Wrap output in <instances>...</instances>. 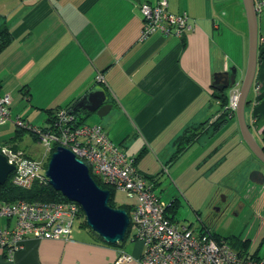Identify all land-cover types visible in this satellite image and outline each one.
Listing matches in <instances>:
<instances>
[{"label":"crops","instance_id":"crops-1","mask_svg":"<svg viewBox=\"0 0 264 264\" xmlns=\"http://www.w3.org/2000/svg\"><path fill=\"white\" fill-rule=\"evenodd\" d=\"M158 1L0 0V25L12 35L0 53V92L11 94L15 119L28 89L31 102L18 115L45 126L46 111L66 108L103 86L112 107L103 116L83 110L85 124L102 125L112 142L137 159L138 172L155 178L161 199L157 191L166 175L196 211L216 205L222 192L235 196L254 222L248 250L264 257V184L249 179L251 171L264 168L242 135L237 111L212 124L221 108L214 74L236 67L239 90L246 74L250 30L244 0H167L169 11L191 17L193 30L183 38L156 33L142 39L139 7ZM258 1V61L244 115L264 149V0ZM171 215L178 222V214ZM15 223L0 217V227ZM97 235L83 220L69 240L30 234L12 255L0 248V264H112L120 250L136 258L143 253V243L130 237L113 245Z\"/></svg>","mask_w":264,"mask_h":264},{"label":"built area","instance_id":"built-area-1","mask_svg":"<svg viewBox=\"0 0 264 264\" xmlns=\"http://www.w3.org/2000/svg\"><path fill=\"white\" fill-rule=\"evenodd\" d=\"M139 8L143 19L142 39L156 33L183 38L193 30L191 17L186 12L169 11L167 0H159L156 5L141 4ZM256 9L262 11L261 1L256 3ZM96 80L102 83L103 75L99 73ZM239 95V89L231 90L227 106L231 115L238 109ZM12 104L11 94L0 92V125L14 122L36 132L47 151H52L55 145L70 149L86 163L91 175L117 192H124L133 201L129 237L142 242L144 250L138 258L120 250L112 264L135 261L141 264H264V257L260 255L255 257L249 250H237L210 234L197 233L190 226L174 222L167 214L169 203L158 198L155 192V181L138 172L135 158L127 156L121 146L112 142L102 125L79 124L73 111L62 108L55 114L52 127L43 131L20 117L14 119ZM8 162L15 166L11 173L13 185L30 189L36 182L48 183L46 170L36 158L20 154L8 158ZM81 214V205L69 200L0 202V217L16 221L12 228L0 227V248L12 255L23 247L30 234L38 239L69 240Z\"/></svg>","mask_w":264,"mask_h":264},{"label":"water","instance_id":"water-1","mask_svg":"<svg viewBox=\"0 0 264 264\" xmlns=\"http://www.w3.org/2000/svg\"><path fill=\"white\" fill-rule=\"evenodd\" d=\"M249 22V59L245 77L240 88L237 116L242 135L264 168V149L254 140L245 121V107L254 83L258 61V13L255 0H244ZM214 87L221 92L238 85L237 68L214 74ZM105 88L95 86L75 105L76 110H87L103 116L111 109ZM105 112V113H104ZM15 166L0 153V185L5 184ZM49 185L69 201L81 205L88 227L106 243L123 242L130 227V215L125 208H115L109 204L111 191L102 188L92 177L86 163L70 149L59 145L52 153L46 170ZM250 181L264 184V171L255 169L249 175Z\"/></svg>","mask_w":264,"mask_h":264},{"label":"rangeland","instance_id":"rangeland-1","mask_svg":"<svg viewBox=\"0 0 264 264\" xmlns=\"http://www.w3.org/2000/svg\"><path fill=\"white\" fill-rule=\"evenodd\" d=\"M29 94L30 92L27 89L24 94L23 105L17 108V116L15 117H21L18 114L22 112L26 104H30ZM21 119L29 122L26 116L21 117ZM18 132L19 136L17 137ZM0 151L8 158L29 153L42 163L45 170L48 168L52 155V151H47V148L44 147L39 139L37 140L32 135L31 131L15 125L14 122L0 125ZM157 192L161 194L162 199L167 203L177 200L175 211L178 214V222L182 225H191L195 230L201 229L227 239L235 237L249 240L253 238L254 222L252 214L251 212L247 214L248 209L245 208L243 210L241 208L242 202H236L237 199L233 195L227 197L226 193L222 192L217 197L216 205L210 204L208 207L196 211L187 203L184 196L179 193L175 183L168 175L161 179V186ZM115 200L118 205L126 204L130 201L126 194L121 191L116 192ZM81 220H86L82 214L77 219V222ZM252 249L254 250V248ZM263 252L264 248L261 252L262 255H264Z\"/></svg>","mask_w":264,"mask_h":264},{"label":"trees","instance_id":"trees-1","mask_svg":"<svg viewBox=\"0 0 264 264\" xmlns=\"http://www.w3.org/2000/svg\"><path fill=\"white\" fill-rule=\"evenodd\" d=\"M11 41H12V35H11L9 28L6 25H0V53L8 47V45L11 43ZM216 98L219 99L221 108H220L219 116L217 117V119L212 124L217 123V125H218L224 121H227L230 118V116H232V115L227 109V106L229 104V95L224 93V92H221V93H219V95H216ZM77 102L78 101H74L73 103L69 104L64 109H69V110L73 111V113L78 118V123L79 124H85V120L87 118L88 113L87 112L85 113V111H83V110L74 111V107H75ZM59 109H62V108H59ZM59 109H56L55 111L53 109L46 111L47 113H49V121H48L49 124L45 125V126H37V127L41 128L43 131L50 129L52 127V123H53V120L55 118V114L57 113V111ZM31 125H33V124H31ZM27 130L31 131L32 135L37 140L39 139L38 134L36 132H34L30 129H27ZM18 136H19V132L17 134V137ZM184 138L185 137H182L181 140H183ZM193 139H194L193 136H191L189 138L188 137L185 138V141H184V143H182V146L180 147V150H178V153L181 152L184 149V147H186L191 141H193ZM57 147H58V145H55L53 147L52 153L56 150ZM178 153H176L174 156H176ZM26 156L35 158L32 155H30L29 153L28 154L26 153ZM135 160L137 161V159H135ZM92 177L102 188L109 189L111 191V197L109 200V204L115 208H125L130 215L131 210H132V204L118 206L116 201H115V196H116L117 191L114 188H112L111 186L105 184L100 178L95 177L93 175H92ZM11 179H12V174H10V176H9L8 180L5 182V184L0 185V194H1V199H2L1 202L10 203V202H16L17 200H26V201H31V202H35V201H47L48 202V201H66L67 200L65 197H63V195L60 192H57L56 190H54L49 185V183L36 182L33 184V186L30 189H23L21 187H17L15 185H13ZM153 180L155 181V178H153ZM157 196H158V194H157ZM158 198H160V197L158 196ZM176 201L177 200L168 202L169 206L167 208V214L174 222H176V221L173 219L171 213L172 212L177 213V211H175ZM82 215H83V217H85V213H84L83 209H82ZM83 223L85 225H87L86 220H83ZM176 223H178V222H176ZM185 226H187V225H185ZM129 232H130V230H128L127 235L125 237V240L129 237ZM201 233L210 234V236L212 238H214L215 240H217L218 242L225 241L230 246H232L233 248H235L237 250L241 249V250L248 251L249 246H250L249 240H242L240 238H235V237L231 238V239H227V238H223L221 236L215 235V234L208 232V231L205 232L204 230H201ZM97 236L99 237V239L103 240L99 235H97ZM123 242L113 244V245H119ZM252 255L256 257L259 254L252 252Z\"/></svg>","mask_w":264,"mask_h":264}]
</instances>
